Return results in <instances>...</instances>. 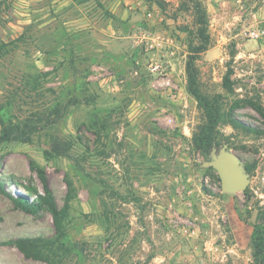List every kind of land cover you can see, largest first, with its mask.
I'll list each match as a JSON object with an SVG mask.
<instances>
[{"label":"rangeland","instance_id":"rangeland-1","mask_svg":"<svg viewBox=\"0 0 264 264\" xmlns=\"http://www.w3.org/2000/svg\"><path fill=\"white\" fill-rule=\"evenodd\" d=\"M204 4L211 45L195 64L222 114L219 146L206 156L191 143L196 102L166 97L136 39L148 29L176 38L171 75L185 88L194 29L185 1L0 0V43L19 39L0 55V114L32 133L0 145V182L34 199L32 161L59 209L65 176L74 187L61 237L47 211L0 194V264H47L5 244L36 237L58 240L52 264H253L250 226L264 225V0ZM221 148L246 177L235 194L221 191L211 165Z\"/></svg>","mask_w":264,"mask_h":264},{"label":"trees","instance_id":"trees-1","mask_svg":"<svg viewBox=\"0 0 264 264\" xmlns=\"http://www.w3.org/2000/svg\"><path fill=\"white\" fill-rule=\"evenodd\" d=\"M146 3H152L155 0H144ZM188 4L192 11L194 29L190 34L189 55L185 63L186 75V91L196 102L198 110L201 112L202 120L192 133L191 143L194 149L202 155H208L211 151L219 146L220 131L219 125L222 120L221 109L216 98H210L201 92L198 72L196 68L197 57L208 50L211 45L210 36L208 34V14L204 0H183ZM158 5L163 7L161 2ZM17 40L9 43H0V55L7 53L11 47H14ZM229 75L226 74L223 86L227 90H231ZM0 111L2 109L0 108ZM234 127L243 129L246 132H254L253 129L244 126L243 124L231 120ZM20 123H14L11 119L4 120L0 114V145L11 141L22 143L29 142L32 133L24 128ZM3 156L0 155V162ZM30 167L36 173L41 184V192H34L35 198L29 200L25 196L17 198L11 197L6 193L3 184L0 182V194L8 196L21 209L35 213L39 210L47 211L52 220L54 227L61 237L63 235L62 223L68 210V203L72 196L74 187L72 181L65 176V184L67 188L66 201L62 209H59L52 191L46 180L45 172L39 169L36 163L30 162ZM247 172L250 171V166L246 165ZM219 180V179H218ZM27 191H30L26 188ZM249 235V244L251 249V258L253 264H264V225L253 224ZM6 245L14 246L26 259L44 261L47 264H52L55 250L58 245V240H49L43 238H17L5 243Z\"/></svg>","mask_w":264,"mask_h":264},{"label":"built area","instance_id":"built-area-1","mask_svg":"<svg viewBox=\"0 0 264 264\" xmlns=\"http://www.w3.org/2000/svg\"><path fill=\"white\" fill-rule=\"evenodd\" d=\"M147 17H151L149 13ZM250 39L258 36L256 32H249ZM137 45L150 57L146 71L149 77L156 81L159 88L166 91V97L177 101L187 95L186 86H181L180 79H173L171 75L170 60L179 54V43L173 36L162 31L144 30L136 37ZM186 106V105H185ZM167 124H172V119L164 117Z\"/></svg>","mask_w":264,"mask_h":264},{"label":"water","instance_id":"water-1","mask_svg":"<svg viewBox=\"0 0 264 264\" xmlns=\"http://www.w3.org/2000/svg\"><path fill=\"white\" fill-rule=\"evenodd\" d=\"M216 170L221 191L227 194H235L242 191L246 185V177L240 160L232 153L221 148L211 163Z\"/></svg>","mask_w":264,"mask_h":264}]
</instances>
